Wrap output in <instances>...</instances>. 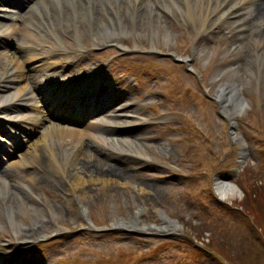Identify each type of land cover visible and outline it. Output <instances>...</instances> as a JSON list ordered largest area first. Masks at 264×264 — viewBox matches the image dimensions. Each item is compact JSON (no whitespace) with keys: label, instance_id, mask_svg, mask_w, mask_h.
Instances as JSON below:
<instances>
[{"label":"rangeland","instance_id":"1","mask_svg":"<svg viewBox=\"0 0 264 264\" xmlns=\"http://www.w3.org/2000/svg\"><path fill=\"white\" fill-rule=\"evenodd\" d=\"M186 5L176 2L173 9L161 12L157 36L153 19L147 25V38L136 41L128 33L123 41V46H127L124 52L108 40L94 47L88 39L90 35L83 33L86 48H97L96 56L105 58V63L110 57L119 56L132 67L130 74L138 78L139 90L129 93L137 101L130 115L136 113L143 126L121 136L132 145L123 147L125 150L144 156L148 162L105 160L124 167L130 177L118 174L120 179L111 188L88 186L84 216L76 213L67 192L69 172L49 162V155L39 148L43 167L49 169L53 182L41 187L28 183L33 173V168H28L21 172L20 183L32 197L25 191L16 199L0 195V205L5 208L6 199L15 202V217L27 226L32 225V211H41L52 219L49 228L52 225L55 232L66 233L69 238L65 236L60 245L49 250L54 261L60 258L63 264H219L209 250L220 254L221 246L226 252L231 250L228 254L234 259L229 261L234 264L253 261V257L247 260L240 253L251 247L245 241L251 232L247 219L264 236V42L260 41L261 48L256 47L255 39H246L241 45L234 29L236 24L228 27L226 22H236L240 16L226 19L222 10L213 11L203 27L198 17L206 14L205 6L194 3L198 19L193 16L188 20L183 13ZM165 30L172 34L169 43L164 41ZM153 48L159 54L154 56ZM121 71L119 68L115 72V80H119ZM103 73L106 80L107 72ZM233 81L241 85L247 105L241 116L226 120L212 98L222 82ZM105 84L119 87L115 82ZM141 90L149 91L146 101L150 105L142 101ZM127 121L133 122L131 117ZM231 121L237 122L235 141L229 134ZM95 134L102 137L107 133L99 129ZM244 148L247 159L240 166L238 160ZM79 160L82 163L84 158ZM217 181L235 184V197L221 200L215 196L211 188ZM247 195L255 198L253 207H259L260 214H253L252 218H244L236 210H251ZM134 214L136 224L117 223L120 219L130 221ZM165 217L177 227H165ZM0 221L6 222L2 214ZM91 225L106 231L91 232ZM197 240L209 249L198 251L192 245ZM261 247L256 251L263 252ZM254 258L257 264L264 263L255 254Z\"/></svg>","mask_w":264,"mask_h":264},{"label":"bare ground","instance_id":"2","mask_svg":"<svg viewBox=\"0 0 264 264\" xmlns=\"http://www.w3.org/2000/svg\"><path fill=\"white\" fill-rule=\"evenodd\" d=\"M22 3H27L30 10L24 13L25 25L14 24L11 28H7L6 24L0 21V39L7 41H15L20 34L19 41L22 45L15 51L5 50L0 53V117H10V112H15V104L31 102L33 110L32 121L35 131H38V138L33 143L27 146L24 154L19 155L14 163L10 164L9 168H19L24 170L26 167L36 165V169L29 177L28 183L37 185L36 187L46 186L49 182H53L49 169L46 170L42 158V152L39 148H43L44 153L49 155V162H53L56 167H67L69 172V188L67 192L75 203L76 213L86 216L85 199L87 196V187L102 185L104 188H111L114 183L121 177L129 178L130 174L124 170V167L117 164H110L105 160L112 158L113 154L107 150L98 147L95 148L94 143H108L107 147H126L130 148V142L113 132L103 129L107 134L103 137H98L93 133L95 128H100L103 124H119L114 120H105L103 124L96 123L94 126H88V131H80L74 128L57 125L51 123L47 116L39 114L38 98L34 97V102L31 97V84L34 80L33 74L26 70L29 62L39 58L36 52L32 53L33 58L27 60L28 54L37 46L29 41L39 40L46 34L55 36L59 41L57 34L59 29H64L65 32L75 37L78 42H83V33L88 31V25H93V34L96 41H102L107 38L113 40L118 45L122 44L124 38H127L128 33L139 39L147 38V25L150 19H153V32L157 36V27L163 17L161 12L167 13L174 8L176 2L186 5L185 17L192 20L193 16L196 19L202 20L201 24L204 27L205 23L209 22L210 14L213 11L222 10V14L226 19L233 16H240L236 22H227L228 27H234L237 30V37L243 41L246 39H255L256 47L261 48L260 41L264 42V0H18ZM166 2V3H165ZM194 3L200 4L201 8L205 6V15H197L194 13ZM19 7L18 2L15 3ZM232 9L235 11L231 12ZM73 12V13H72ZM0 17L6 18L4 21L15 22L16 14L10 12H0ZM35 13L33 16L31 14ZM91 22V23H90ZM161 25V23H160ZM31 29H36L41 35L33 34ZM172 34L165 30L164 41L169 43ZM61 43V41H60ZM257 47V48H258ZM27 49L30 51H27ZM241 85L237 81L231 83L223 82L217 92V98L222 105L223 114L229 119L239 115L245 110L247 105L246 100L241 96ZM117 99H122L120 96ZM43 102L44 98L40 97ZM119 100L112 104L109 103L110 109H115L119 114L117 116L127 117L121 104L117 106ZM117 106V107H116ZM111 112V111H110ZM134 114V113H133ZM136 114V113H135ZM74 113H70L73 117ZM14 119L22 117L14 116ZM120 118V117H119ZM116 119V118H114ZM126 122L125 124H127ZM105 125V126H106ZM40 130H42L40 132ZM40 132V134H39ZM105 132V133H106ZM6 133V132H4ZM108 135V136H107ZM87 139V141L85 140ZM114 146V147H113ZM93 149V150H92ZM123 151V150H121ZM127 151V150H126ZM62 158L60 159V156ZM80 157L84 158L82 163H79ZM107 157L109 159H107ZM70 162V163H69ZM62 169V168H61ZM74 172L71 173V171ZM71 173V175H70ZM7 178H3L0 182V195L4 198H18L25 191L27 195L32 197L27 191V187L20 183L18 177L14 173H4ZM71 176V177H70ZM114 177L115 179L111 178ZM120 183V182H119ZM99 188H102L99 186ZM143 188V187H142ZM145 190V189H143ZM217 190L222 198H234L237 194V189L226 183L218 182ZM9 196V197H8ZM5 208L0 205V214L7 218L10 226H12L18 234H35L43 231L47 227V216L41 211H32V225L27 226L16 219L15 212L18 211V205L15 202L4 200ZM142 210V209H141ZM136 214L131 216L130 221L117 220L120 224H136ZM137 220V219H136ZM5 222L0 221V227L4 226ZM165 227H177L174 221L165 217Z\"/></svg>","mask_w":264,"mask_h":264},{"label":"trees","instance_id":"3","mask_svg":"<svg viewBox=\"0 0 264 264\" xmlns=\"http://www.w3.org/2000/svg\"><path fill=\"white\" fill-rule=\"evenodd\" d=\"M262 188H264V185H262ZM247 197H248V198H247V201L251 202L250 205H249V207L252 206L251 210L248 209V213H249L251 216H253V214H254V215L258 214V215H259V214H260V213H259V207H258V208L253 207V206L255 205V204H254V202H255V198L252 199V198L250 197V195H247ZM254 231H255V230H254ZM255 234H256V233H255ZM254 236H256V238H257L258 241H261V240H262L261 236H259V235H257V234L254 235ZM263 254H264V253H263ZM249 256L253 257V259H252L253 261H250V262L248 261V262L251 263V264H257V262L255 261L254 255L251 254V255H249ZM257 256H258V255H257ZM258 257H260V256H258ZM259 259H260V258H258V260H259Z\"/></svg>","mask_w":264,"mask_h":264}]
</instances>
